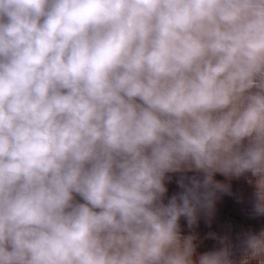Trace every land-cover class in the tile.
Listing matches in <instances>:
<instances>
[{
  "label": "clouds",
  "instance_id": "obj_1",
  "mask_svg": "<svg viewBox=\"0 0 264 264\" xmlns=\"http://www.w3.org/2000/svg\"><path fill=\"white\" fill-rule=\"evenodd\" d=\"M217 174L264 217V0H0V264H264Z\"/></svg>",
  "mask_w": 264,
  "mask_h": 264
},
{
  "label": "crops",
  "instance_id": "obj_2",
  "mask_svg": "<svg viewBox=\"0 0 264 264\" xmlns=\"http://www.w3.org/2000/svg\"><path fill=\"white\" fill-rule=\"evenodd\" d=\"M186 175L192 176L196 173L189 172ZM171 179H166V193L165 203L167 199L173 194L180 191L177 181L181 174L170 173L168 174ZM215 179L222 183H229L231 185L232 195L227 193H217L213 215L208 217L205 213L201 212L198 215V220L191 228L188 226L184 217L180 219L181 234L193 235L195 237L194 243L197 245V252L203 253L217 247V241L209 238V233H216L217 235L227 234L230 230L231 235H235L241 230L253 228L259 230L264 227V217L258 219H251L249 216L251 203L252 188L247 183L244 177L238 179H227L220 174L215 176ZM77 199H79L77 197Z\"/></svg>",
  "mask_w": 264,
  "mask_h": 264
}]
</instances>
